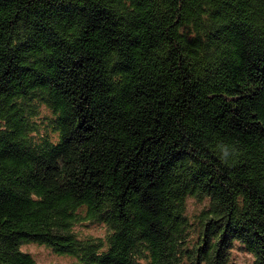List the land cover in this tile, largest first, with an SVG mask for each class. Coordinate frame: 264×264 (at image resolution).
<instances>
[{
  "label": "trees",
  "instance_id": "1",
  "mask_svg": "<svg viewBox=\"0 0 264 264\" xmlns=\"http://www.w3.org/2000/svg\"><path fill=\"white\" fill-rule=\"evenodd\" d=\"M27 242L264 264V0H0V264Z\"/></svg>",
  "mask_w": 264,
  "mask_h": 264
},
{
  "label": "rangeland",
  "instance_id": "2",
  "mask_svg": "<svg viewBox=\"0 0 264 264\" xmlns=\"http://www.w3.org/2000/svg\"><path fill=\"white\" fill-rule=\"evenodd\" d=\"M206 205L207 199L205 198L203 200L188 198L186 202L187 215L192 218ZM74 229L81 235H103L105 232V226L102 224L75 225ZM21 249L29 252L37 264H74L76 262V257L56 253L44 244L27 242L22 244ZM229 264H252V255L238 247L233 248L230 253Z\"/></svg>",
  "mask_w": 264,
  "mask_h": 264
}]
</instances>
